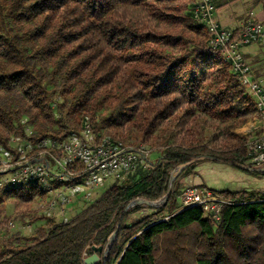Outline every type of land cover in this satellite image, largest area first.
I'll use <instances>...</instances> for the list:
<instances>
[{
	"label": "trees",
	"instance_id": "trees-1",
	"mask_svg": "<svg viewBox=\"0 0 264 264\" xmlns=\"http://www.w3.org/2000/svg\"><path fill=\"white\" fill-rule=\"evenodd\" d=\"M196 4L0 0V148L14 162V138L41 143L30 156L60 154L86 124L114 144L124 142L102 138L101 122L128 125L145 142L159 129L184 132L149 171L116 181L75 217L38 228L21 245L1 244L0 264H264V190H212L233 201L218 220L197 206L179 211L180 175L201 157L240 168L253 157L249 137L260 133L236 131L254 99L195 18ZM207 117L226 122L224 146L202 142ZM40 192L34 181L6 195L29 204ZM144 208L169 219L128 222Z\"/></svg>",
	"mask_w": 264,
	"mask_h": 264
},
{
	"label": "rangeland",
	"instance_id": "rangeland-1",
	"mask_svg": "<svg viewBox=\"0 0 264 264\" xmlns=\"http://www.w3.org/2000/svg\"><path fill=\"white\" fill-rule=\"evenodd\" d=\"M242 1H244L248 7L247 0ZM242 105L243 106L239 105L240 108L245 107V104ZM249 105L251 106L250 103ZM250 106L246 107L250 108ZM202 124L206 130L202 142L224 146V139L226 135H229V133L225 131L226 122L207 117ZM262 128H264V120L256 114L255 110H252L248 113V121L243 126L237 128L236 131L243 136L249 137ZM130 129L128 125L122 127L113 124L107 125L101 122L98 134L101 135L102 138H109L112 135L111 138H113L114 142H116V140H121L124 144L130 146L131 149H140L144 151L143 154L146 159L141 162L137 161L134 167L128 169V171H130L128 172V176L132 174L135 175L136 173L135 177L149 171L154 164L158 163L164 155L165 148L170 144L180 142L184 133L178 128L169 131L165 128L159 129L153 134V137L149 141L145 142L140 139V137L137 139V136H135ZM242 129H244L243 132H241ZM82 131L81 128L76 130L71 138L76 139L80 137ZM12 143L20 150L21 155L18 159L20 163L17 165L14 164L9 170L2 171L0 168V173L2 174V176H0V245L3 243H12L13 246L21 245L25 242L26 237L35 236L38 228L48 227L52 222H62L65 219L75 217L112 184L118 181L111 178L115 175L114 173L108 174L98 172L96 176L100 181L98 184H92L86 180V175L83 174L86 168L84 163L80 161H78L76 165L71 162L68 163L67 160L61 159L64 153H52L49 149L41 150L38 155L40 157L30 156L34 149L41 146V143H29L22 138H14ZM44 143L45 147L51 145L49 141H44ZM33 158H37L42 163L49 164L50 170L43 175V180L40 176V179L38 178L36 172L31 173L29 170L28 165ZM7 162L14 163L11 156L8 157L5 151L0 148V167L3 163ZM210 162L214 161L201 157L198 165L201 167V165H208ZM244 165H247V163ZM233 169L238 172L242 170L241 167H233ZM25 170H27L26 174H24ZM125 170L127 169L122 167L119 173L125 174ZM244 170L245 169H243V171ZM180 173L181 171L177 176ZM218 175L223 178L225 173L217 172V176ZM230 176L231 174H229V177ZM184 178L185 177L180 175L179 184L181 188L187 185ZM34 181H38L39 187L43 189L44 194L41 192L38 193L29 204H24L21 201V197L6 195V192L10 188L21 187ZM251 186L258 188V190H264V177H259V180L257 179ZM150 214H153L152 220H156V217H166L164 213L144 208L141 211L132 213L129 216L128 222L137 221L144 215Z\"/></svg>",
	"mask_w": 264,
	"mask_h": 264
},
{
	"label": "built area",
	"instance_id": "built-area-1",
	"mask_svg": "<svg viewBox=\"0 0 264 264\" xmlns=\"http://www.w3.org/2000/svg\"><path fill=\"white\" fill-rule=\"evenodd\" d=\"M195 18L205 22L207 30L212 37V45L218 47L226 60L231 63L234 71L246 86L247 93L254 99L256 114L264 120V88L249 75L248 68L242 60L238 48L249 45L250 43L264 38V20H248L235 32H230L221 27L215 16V7L210 0H197L194 6ZM254 137H249L247 146L253 152L252 159L246 166L250 168H264V128ZM64 155L61 159L68 163L80 161L85 164L86 180L92 184H98L100 179L96 176L98 172L117 173L123 167L131 169L137 161L141 162L146 157L143 150L131 149L125 144H114L111 140H96L89 124H86L82 135L76 139L62 145ZM40 157V156H38ZM14 163H3L1 170H9ZM25 165V164H23ZM31 173L36 172L37 176L43 180V175L50 170L49 164L42 163L37 158L29 162ZM25 170L24 174H26ZM39 178V179H40ZM180 203L179 211L189 207H201L210 213L214 219H219V213L223 205L231 204L233 201L211 189L201 186L188 184L178 196ZM169 216L156 217V221L168 220Z\"/></svg>",
	"mask_w": 264,
	"mask_h": 264
},
{
	"label": "crops",
	"instance_id": "crops-1",
	"mask_svg": "<svg viewBox=\"0 0 264 264\" xmlns=\"http://www.w3.org/2000/svg\"><path fill=\"white\" fill-rule=\"evenodd\" d=\"M210 1L215 7L218 23L228 31L240 29L248 20H264V0H247L248 7L242 0ZM239 53L248 68L250 77L264 88V38L241 46ZM125 171V174L118 172L117 176L115 174L111 178L122 183H129L128 170ZM217 172L225 173V175L221 178L219 175L217 176ZM229 174H231L230 177ZM257 179L259 180V177H255L243 169L238 172L229 165L217 162H210V164L201 165V167L197 165L193 172L184 178L187 185H201L211 190H258L251 186Z\"/></svg>",
	"mask_w": 264,
	"mask_h": 264
},
{
	"label": "water",
	"instance_id": "water-1",
	"mask_svg": "<svg viewBox=\"0 0 264 264\" xmlns=\"http://www.w3.org/2000/svg\"><path fill=\"white\" fill-rule=\"evenodd\" d=\"M186 165L184 166H180L178 167L173 173H172V176H171V183L174 181L175 177L177 176V174L183 170V168L185 167ZM242 169H245V170H251V171H257V172H264V168H250L246 165H241L240 166ZM140 202V201H138ZM136 203V202H135ZM158 204H156L157 206ZM93 258H96V257H93Z\"/></svg>",
	"mask_w": 264,
	"mask_h": 264
}]
</instances>
